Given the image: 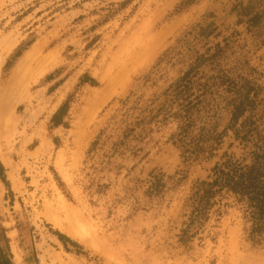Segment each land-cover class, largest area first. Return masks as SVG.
<instances>
[{"label": "rangeland", "instance_id": "obj_1", "mask_svg": "<svg viewBox=\"0 0 264 264\" xmlns=\"http://www.w3.org/2000/svg\"><path fill=\"white\" fill-rule=\"evenodd\" d=\"M251 166L264 179V0H0L13 264H264L226 186Z\"/></svg>", "mask_w": 264, "mask_h": 264}, {"label": "trees", "instance_id": "obj_2", "mask_svg": "<svg viewBox=\"0 0 264 264\" xmlns=\"http://www.w3.org/2000/svg\"><path fill=\"white\" fill-rule=\"evenodd\" d=\"M258 168L244 167L234 176L227 174L226 186L229 190L251 201L254 208L253 215L257 217L256 221L264 224V179H262L263 173ZM255 228L259 230L258 226Z\"/></svg>", "mask_w": 264, "mask_h": 264}, {"label": "crops", "instance_id": "obj_3", "mask_svg": "<svg viewBox=\"0 0 264 264\" xmlns=\"http://www.w3.org/2000/svg\"><path fill=\"white\" fill-rule=\"evenodd\" d=\"M9 233H13L12 231H9L5 233L6 237H8ZM9 244V243H7ZM9 247L11 248L10 244ZM10 253L13 254V250H10ZM5 251L0 248V264H13V259L8 257L7 255L5 256Z\"/></svg>", "mask_w": 264, "mask_h": 264}, {"label": "bare ground", "instance_id": "obj_4", "mask_svg": "<svg viewBox=\"0 0 264 264\" xmlns=\"http://www.w3.org/2000/svg\"><path fill=\"white\" fill-rule=\"evenodd\" d=\"M34 51V50H33ZM29 55H30V53H27V55H25V57L27 58V59H29ZM13 76V75H12ZM14 79V78H13ZM10 83V82H9ZM8 85H10V84H8Z\"/></svg>", "mask_w": 264, "mask_h": 264}]
</instances>
